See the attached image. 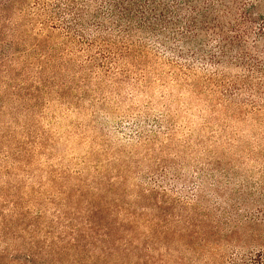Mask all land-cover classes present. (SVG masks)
I'll return each mask as SVG.
<instances>
[{
	"label": "trees",
	"instance_id": "obj_1",
	"mask_svg": "<svg viewBox=\"0 0 264 264\" xmlns=\"http://www.w3.org/2000/svg\"><path fill=\"white\" fill-rule=\"evenodd\" d=\"M50 106L88 118L100 149L26 200ZM250 161L264 162V0H0V264H151L172 225L264 223L263 187L237 171Z\"/></svg>",
	"mask_w": 264,
	"mask_h": 264
},
{
	"label": "rangeland",
	"instance_id": "obj_2",
	"mask_svg": "<svg viewBox=\"0 0 264 264\" xmlns=\"http://www.w3.org/2000/svg\"><path fill=\"white\" fill-rule=\"evenodd\" d=\"M57 108L47 107L42 119L38 116L35 118L32 128L34 134L44 133L49 137V142L44 148L37 147L31 150L33 158L27 165L23 164L22 168L27 171L25 173H31V175L19 173L17 179L19 191L16 193L26 200L27 194L31 191L50 190L47 171L51 166L66 167V164H69L72 167H80L83 164L82 161L89 157L90 151L99 152V136L87 125L88 118L83 115L75 116L70 112L59 113V109L63 110L65 107ZM159 109L161 108L158 107L154 113H159ZM188 118L198 125L199 120L194 116L188 115ZM20 125L15 129L16 137L29 142V139L24 137L25 133L21 134L22 130H25L24 123ZM117 133L118 135L115 134V136L125 141L126 135L123 132L117 131ZM255 153L259 154L261 151L257 150ZM240 167L241 169L237 171L246 175L252 184L259 183L264 189L263 161H250ZM63 183L61 181L59 185H56V191L64 189ZM255 198H259V195H255ZM261 203L264 204V198L257 200L251 206L258 208L261 207ZM166 236V245L157 250L164 254L163 258L155 256L151 264H264V223L257 222L240 229L221 227L204 230L188 229L182 223L169 227L166 230Z\"/></svg>",
	"mask_w": 264,
	"mask_h": 264
}]
</instances>
